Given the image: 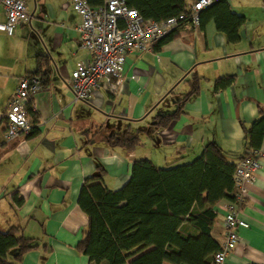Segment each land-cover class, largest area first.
<instances>
[{
    "label": "crops",
    "instance_id": "0c3cea01",
    "mask_svg": "<svg viewBox=\"0 0 264 264\" xmlns=\"http://www.w3.org/2000/svg\"><path fill=\"white\" fill-rule=\"evenodd\" d=\"M25 2L30 22L17 25L12 36L0 32V230L16 228L39 244L16 264H93L77 250L89 224L79 206L86 180L101 176L107 188L119 190L135 161L150 160L159 168L187 163L209 143L245 154V127L264 111V0H226L245 18L238 40L219 31L214 20L178 33L159 51L154 45L128 55L118 96L96 90L88 102H76L69 87L77 66L93 59L79 42L80 15L66 0ZM0 21L6 22L4 13ZM41 56L49 58L50 68L29 104L37 135L8 143L5 110L21 78L38 70ZM194 75L201 79L199 94L177 121L155 129L157 116L175 112L191 91ZM221 78L231 83L216 90ZM127 132L140 133L133 153L109 147L106 138ZM227 203L215 207L212 234L220 245ZM242 216L249 228L239 230L240 243L227 264H264V158L247 187Z\"/></svg>",
    "mask_w": 264,
    "mask_h": 264
},
{
    "label": "trees",
    "instance_id": "16d2710c",
    "mask_svg": "<svg viewBox=\"0 0 264 264\" xmlns=\"http://www.w3.org/2000/svg\"><path fill=\"white\" fill-rule=\"evenodd\" d=\"M86 1L92 7H99L105 0ZM125 2L144 20L163 21L189 13V0ZM225 19L232 22L228 27L226 22L222 23ZM210 20L216 22L219 31L238 40V27L244 24L245 18L233 13L226 0H215L200 12V27ZM177 35L173 33L156 43L155 50H161ZM49 68V58L41 56L38 70L27 76L46 84ZM200 81L196 75L192 77L191 91L178 101L175 112L157 116L155 129L169 127L184 114L187 102L200 92ZM230 83V78H221L215 89ZM28 113L33 115L35 124L37 115L30 106ZM245 131V154L242 155L209 143L200 156L187 163L177 161L159 168L150 160L135 161L131 178L119 190L107 188L101 176L86 180L79 206L89 224L77 250L93 264H212L215 253L221 249L212 234L218 215L215 207L224 200L235 201L236 166L247 152L262 148L264 111H260L259 118L245 127ZM36 135L34 128L29 137ZM106 142L112 149L133 153L141 145V137L138 132H127L113 134ZM98 168L103 171L102 167ZM38 247L35 239L20 234L16 228L7 232L0 230V264L20 263ZM10 255L13 262L9 260Z\"/></svg>",
    "mask_w": 264,
    "mask_h": 264
},
{
    "label": "built area",
    "instance_id": "2783aa9c",
    "mask_svg": "<svg viewBox=\"0 0 264 264\" xmlns=\"http://www.w3.org/2000/svg\"><path fill=\"white\" fill-rule=\"evenodd\" d=\"M80 15L76 27L79 42L93 59L82 62L73 71L70 89L74 100L88 102L94 91L103 90L116 97L122 90L124 67L128 55L153 50V46L173 33L196 30L200 27V12L215 0H189V13L163 21L144 20L137 10L125 0H105L99 7H92L86 0H66ZM0 32L14 34L19 24L30 22L25 0H0ZM42 87L36 77L26 76L19 81L16 92L4 113L6 140L12 143L27 137L33 131L28 107L33 95ZM264 149L249 151L237 163L235 172V201L227 203L223 223L225 241L215 253L212 264H227V259L240 243L239 230L248 229L242 216V205L247 197V187L262 168Z\"/></svg>",
    "mask_w": 264,
    "mask_h": 264
}]
</instances>
